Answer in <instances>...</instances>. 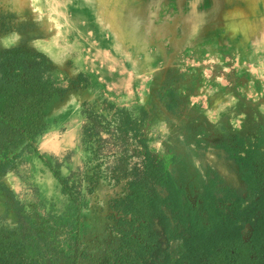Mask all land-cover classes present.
Wrapping results in <instances>:
<instances>
[{
	"label": "rangeland",
	"instance_id": "374dc122",
	"mask_svg": "<svg viewBox=\"0 0 264 264\" xmlns=\"http://www.w3.org/2000/svg\"><path fill=\"white\" fill-rule=\"evenodd\" d=\"M139 1L141 6L134 5L137 10L129 17L142 23L144 16L155 13L159 30L169 32L172 21L187 10H196L206 21L213 3L222 9L231 0ZM24 5V0H0V47L22 43L44 54L52 63V79L61 88L69 78L81 76L77 92L66 104L57 99L51 104L46 130L34 139V148L24 143L5 170L0 169V254L24 264H49L54 259L68 261L77 249L94 252L96 241L109 235V205L127 191L141 159L139 140L159 153L182 147L178 128L184 114L175 117L166 112L164 90H175L187 105L194 102L212 108L222 106L229 94L237 97L248 88L264 94V89L253 75H247L252 64L243 57L249 50L233 47L225 29H208L207 38L192 47L179 37L166 35L171 39L158 41L145 32L144 47L130 54L133 62L117 57L116 66L105 61L112 56L109 49L104 59L88 56L85 47L62 50L55 59L37 46L53 32L45 30ZM86 60L93 64L91 73L83 65ZM114 76L124 82L118 86L117 80L111 81ZM260 104L264 105V96ZM71 122L69 143L56 150L39 148L37 140L45 133L61 143ZM196 152L190 155L200 168L211 167L243 193L225 155Z\"/></svg>",
	"mask_w": 264,
	"mask_h": 264
},
{
	"label": "trees",
	"instance_id": "16d2710c",
	"mask_svg": "<svg viewBox=\"0 0 264 264\" xmlns=\"http://www.w3.org/2000/svg\"><path fill=\"white\" fill-rule=\"evenodd\" d=\"M51 66L32 46L0 47L1 170L24 143L34 148L54 100L66 104L77 92L81 76L61 88ZM161 99L171 116L184 114L182 147L159 153L139 140L141 159L127 191L109 205V235L94 252L77 249L68 261L49 264H264V115L240 99L241 130L215 128L175 90H164ZM197 150L225 155L243 193L211 167L200 168L190 155ZM4 255L0 264H24Z\"/></svg>",
	"mask_w": 264,
	"mask_h": 264
},
{
	"label": "bare ground",
	"instance_id": "6f19581e",
	"mask_svg": "<svg viewBox=\"0 0 264 264\" xmlns=\"http://www.w3.org/2000/svg\"><path fill=\"white\" fill-rule=\"evenodd\" d=\"M24 1L23 8H29L44 25L45 30L53 32V37L50 36L47 40L38 42L37 46L55 59L58 56L55 55L61 53L62 50H78L82 47L89 49L88 56L104 59V52L109 49L112 56L110 59L106 58L105 61L114 62L116 66L118 62L114 60L117 57L133 62L130 54H135L139 48L144 47L145 32L156 35L159 38L158 41L167 37L171 39L172 36L175 39L179 37L180 41L189 42L192 47L196 45V42L207 38L204 37V33H207L208 29L212 31L225 29L227 36L229 33L228 37L231 38L230 42L233 47L241 46L249 50L243 59L257 61L258 65L252 64L251 73L259 78L258 80L264 86V0H231L224 5L226 8L222 9H219V4L213 3L212 8L207 10L210 18L206 21L196 10H187L182 16L173 18L169 32L159 30L161 22L156 20L155 13L144 16L142 23L129 17L133 15V10H137L134 5L141 6L139 0ZM144 1L149 3L151 0ZM235 36H238V39ZM93 42L97 45L93 46ZM256 54L262 55V58L257 59ZM83 65L90 73L94 68L89 60L84 61ZM101 75L106 77L104 72ZM113 80H117L118 86L124 82L116 76L111 77V81ZM72 122L61 143L56 144L50 134L45 133L37 140L39 148L56 150L61 145L69 143L73 135Z\"/></svg>",
	"mask_w": 264,
	"mask_h": 264
},
{
	"label": "crops",
	"instance_id": "0c3cea01",
	"mask_svg": "<svg viewBox=\"0 0 264 264\" xmlns=\"http://www.w3.org/2000/svg\"><path fill=\"white\" fill-rule=\"evenodd\" d=\"M248 62L249 64L254 63L255 65H258L256 60H254L253 62V60L250 59ZM251 70H248L247 75H252ZM258 79L259 78L255 77V81H257ZM260 83L263 86L262 82ZM263 96L264 94L262 91L259 94L257 92L253 93L251 88H248L245 89L243 93L237 97L229 94L226 100H222V106L208 108L207 106L203 107L199 104L195 105L194 102H192L191 105L189 104V106L193 108L198 114L202 115L215 128H220L223 125L222 123H225L227 126H229L230 129L238 131L241 130L245 118L243 114L237 112V108L239 107L238 103L240 99L246 100L250 104V106H258V103L261 102ZM258 111L259 113L264 115L263 104H260L258 106ZM218 174L221 176V178L224 179V177L220 173ZM225 182L229 184L226 180Z\"/></svg>",
	"mask_w": 264,
	"mask_h": 264
}]
</instances>
